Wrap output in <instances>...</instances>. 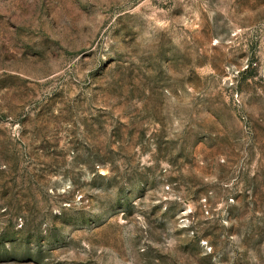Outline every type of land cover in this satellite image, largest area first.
<instances>
[{
	"label": "rangeland",
	"instance_id": "374dc122",
	"mask_svg": "<svg viewBox=\"0 0 264 264\" xmlns=\"http://www.w3.org/2000/svg\"><path fill=\"white\" fill-rule=\"evenodd\" d=\"M0 264H264V0H0Z\"/></svg>",
	"mask_w": 264,
	"mask_h": 264
}]
</instances>
